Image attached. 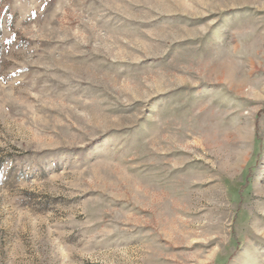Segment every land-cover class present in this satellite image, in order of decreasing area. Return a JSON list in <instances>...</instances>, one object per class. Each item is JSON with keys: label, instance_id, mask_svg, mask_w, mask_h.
Returning a JSON list of instances; mask_svg holds the SVG:
<instances>
[{"label": "rangeland", "instance_id": "1", "mask_svg": "<svg viewBox=\"0 0 264 264\" xmlns=\"http://www.w3.org/2000/svg\"><path fill=\"white\" fill-rule=\"evenodd\" d=\"M0 264H264V0H0Z\"/></svg>", "mask_w": 264, "mask_h": 264}]
</instances>
